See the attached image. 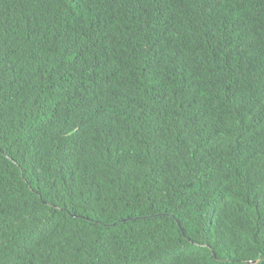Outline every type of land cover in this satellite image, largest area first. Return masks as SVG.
<instances>
[{
  "label": "trees",
  "instance_id": "trees-1",
  "mask_svg": "<svg viewBox=\"0 0 264 264\" xmlns=\"http://www.w3.org/2000/svg\"><path fill=\"white\" fill-rule=\"evenodd\" d=\"M0 264H264V0H0Z\"/></svg>",
  "mask_w": 264,
  "mask_h": 264
},
{
  "label": "water",
  "instance_id": "water-1",
  "mask_svg": "<svg viewBox=\"0 0 264 264\" xmlns=\"http://www.w3.org/2000/svg\"><path fill=\"white\" fill-rule=\"evenodd\" d=\"M255 263V262H254Z\"/></svg>",
  "mask_w": 264,
  "mask_h": 264
}]
</instances>
